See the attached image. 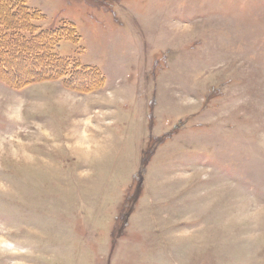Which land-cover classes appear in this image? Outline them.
Returning a JSON list of instances; mask_svg holds the SVG:
<instances>
[{"label":"rangeland","instance_id":"rangeland-1","mask_svg":"<svg viewBox=\"0 0 264 264\" xmlns=\"http://www.w3.org/2000/svg\"><path fill=\"white\" fill-rule=\"evenodd\" d=\"M20 1L105 83L0 78V264H264V0Z\"/></svg>","mask_w":264,"mask_h":264},{"label":"trees","instance_id":"trees-1","mask_svg":"<svg viewBox=\"0 0 264 264\" xmlns=\"http://www.w3.org/2000/svg\"><path fill=\"white\" fill-rule=\"evenodd\" d=\"M39 18L41 14L31 11L23 1L0 0V78L16 87L60 76L67 85L81 90L104 85L105 76L96 66L72 64L55 52L61 41L77 40L80 36L77 31L72 33L66 26L39 30L34 24ZM9 42L15 46L9 47ZM32 46L34 49L28 52L27 48Z\"/></svg>","mask_w":264,"mask_h":264},{"label":"crops","instance_id":"crops-1","mask_svg":"<svg viewBox=\"0 0 264 264\" xmlns=\"http://www.w3.org/2000/svg\"><path fill=\"white\" fill-rule=\"evenodd\" d=\"M90 65V64H89ZM95 66V65H94Z\"/></svg>","mask_w":264,"mask_h":264}]
</instances>
